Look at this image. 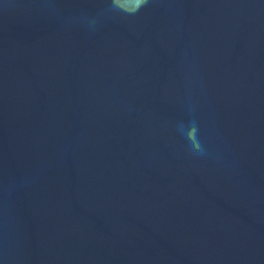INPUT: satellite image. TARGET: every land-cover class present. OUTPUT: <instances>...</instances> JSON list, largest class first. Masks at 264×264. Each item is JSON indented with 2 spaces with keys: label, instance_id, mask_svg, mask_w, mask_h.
I'll return each instance as SVG.
<instances>
[{
  "label": "water",
  "instance_id": "95a60500",
  "mask_svg": "<svg viewBox=\"0 0 264 264\" xmlns=\"http://www.w3.org/2000/svg\"><path fill=\"white\" fill-rule=\"evenodd\" d=\"M2 264H264V0H0Z\"/></svg>",
  "mask_w": 264,
  "mask_h": 264
}]
</instances>
